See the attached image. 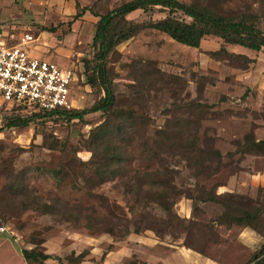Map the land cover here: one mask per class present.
<instances>
[{"label":"rangeland","instance_id":"rangeland-1","mask_svg":"<svg viewBox=\"0 0 264 264\" xmlns=\"http://www.w3.org/2000/svg\"><path fill=\"white\" fill-rule=\"evenodd\" d=\"M130 1L96 0L87 7L106 14ZM180 1L230 16L264 14V0ZM11 3L0 2V26L8 33L7 41L33 36L38 40L34 54L77 74L73 109L97 104L105 93L88 85L84 75L93 59L95 19L62 24L34 20L22 11L19 18ZM165 16L157 8L153 15L138 11L127 18L142 23ZM58 25L56 33L45 32L40 38L43 29ZM222 47L252 62L246 66L247 60L215 54ZM108 71L115 109L135 115L131 121L137 129L116 140L132 161L127 172L120 170L107 182L95 179L82 165L92 156L91 133L107 115H88L87 125L44 117L27 128L7 129L11 117L32 114L0 103V226L6 229L0 230V264H27L22 251L37 244L53 256L47 264H61L57 258L70 264L72 254L82 253L86 256L81 264L100 263L102 258L109 264H200L191 258L197 253L220 264H264V254L258 256L264 238L251 228L225 223L233 209L247 207L244 200L236 204L213 199L215 193H229L253 206L264 205V187L255 188L251 176L264 172V149L247 147L251 138L264 140V50L224 46L216 37L206 38L196 50L145 29L117 46ZM191 103L200 105V112L189 110ZM188 123L198 127L196 148L212 156H190L181 147L176 131ZM159 158L173 171L171 183L181 192L169 212L147 201L137 203L126 193L138 186L137 176L160 168ZM145 225L150 229L134 232Z\"/></svg>","mask_w":264,"mask_h":264},{"label":"trees","instance_id":"trees-1","mask_svg":"<svg viewBox=\"0 0 264 264\" xmlns=\"http://www.w3.org/2000/svg\"><path fill=\"white\" fill-rule=\"evenodd\" d=\"M15 1L19 3L21 0ZM77 7L78 13L71 23L81 19L87 11L98 18L91 44L93 59L86 63V71L83 73L87 84L92 88L99 87L105 93V96L91 108L83 110L63 109L57 112H30L26 111V108L16 107L14 109L30 112L31 117H11L4 128H27L38 118L44 117H59L70 123L77 120L80 124L87 125L86 116L100 112L107 115L105 121L91 133L89 139V151L92 152L91 158L82 162L84 169L93 174L92 176L95 179L102 182H107L108 176L116 175L120 170L126 171L125 168L130 165L132 159L127 157L125 148L116 140L123 139L128 134H135L137 129L134 122L131 121L135 115L127 116L122 111L115 109L116 97L112 89L113 82L109 77L108 59L119 44L136 37L145 29H151L168 36L182 46L196 50L201 48L203 40L208 37L221 39L224 46H239L255 53H261L264 50V14L261 16L240 13L230 16L222 12L219 13L205 5L187 4L180 0H132L108 11L106 14H98L91 7L81 8L79 3ZM157 8L166 15L164 19L139 23L127 18L138 11L153 15ZM58 28L59 25L50 29L45 28L42 32L56 33ZM215 54L219 56L230 55L247 60L246 66L252 62L245 55L229 53L225 47H222ZM199 106L191 103L189 110L200 112ZM190 124L188 123V127H182L179 131H176V137L180 138L183 143L181 147L187 150L190 156H197L198 153H206L212 156L209 151H201L196 148L198 127H190ZM164 136L168 138V135ZM247 147L260 152L264 149V140L257 141L255 138H251L250 143H247ZM218 154L215 152L213 156L216 157ZM165 163L162 159L160 168L146 171L144 175L137 176L138 186L135 188L130 187L126 193L133 194L137 203L142 204L147 201L169 212L171 210L170 206L175 203V197H178L181 192L171 183L173 171ZM145 188L148 190L146 193L143 192ZM82 189L77 187L78 191ZM213 199L217 202L228 199L236 204L244 200L242 203L247 207H239L237 211L233 209L234 214L225 223L251 228L264 238V205L261 207L253 206L250 200L229 193L222 195L215 193ZM114 212V210H109L110 214H114ZM136 228L134 232L139 234L142 230L150 229V225ZM108 232L113 234L111 229ZM127 233L129 234V231ZM41 246L42 244H37L34 249L22 251V257L27 264H47L53 258ZM261 254H264V250L258 256H261ZM85 256L84 253L78 256L72 254L68 258V262L70 264H81V260ZM254 259L257 260L258 258L254 257ZM57 260L63 264L60 258H57ZM100 261L96 264H105V258ZM122 264H138V262L130 260Z\"/></svg>","mask_w":264,"mask_h":264},{"label":"built area","instance_id":"built-area-1","mask_svg":"<svg viewBox=\"0 0 264 264\" xmlns=\"http://www.w3.org/2000/svg\"><path fill=\"white\" fill-rule=\"evenodd\" d=\"M34 41L33 36L25 35L17 44H9L0 32V103L30 112L73 109L71 93L77 74L33 57L30 44ZM0 230L6 229L0 226Z\"/></svg>","mask_w":264,"mask_h":264},{"label":"crops","instance_id":"crops-1","mask_svg":"<svg viewBox=\"0 0 264 264\" xmlns=\"http://www.w3.org/2000/svg\"><path fill=\"white\" fill-rule=\"evenodd\" d=\"M11 1H12L11 5H14V7H16L14 10L11 9V11L13 10V15L18 16V13L22 11L23 14L25 13L30 14V16L34 20H45V21L47 20L48 21V20L55 19V20L61 21L60 23L64 24L68 20H73V18L77 15L78 13L77 4L78 3L80 4L81 8H83V7H87L89 5L88 3H91L96 0H21L19 3H16L15 0H11ZM0 15H1V11H0ZM18 17L20 18V16ZM87 19H90V20L95 19L94 24H96L98 21V18L94 17L89 11H87L86 14L81 18V20H87ZM4 28H5L4 26H0V32L2 33L3 39H5L7 43H9L6 39L8 37V33L7 31L4 30ZM44 33L45 32H40V38L44 35ZM93 37H94V34H93ZM93 37H92V40H93ZM19 40L12 39L13 42L9 44H17ZM37 41L38 40L35 39V41L30 44V54L33 57L42 58L41 55L34 54L32 51V47ZM251 176L255 178V181L253 183L255 188L264 187V172L255 173V174H252ZM221 193H223V191L219 192V194ZM191 258L192 260L200 262V264H220L219 262H216L215 260H211L198 253L196 254V256L193 255ZM105 264H109L107 260H105Z\"/></svg>","mask_w":264,"mask_h":264}]
</instances>
